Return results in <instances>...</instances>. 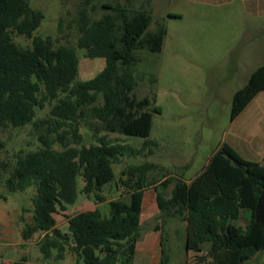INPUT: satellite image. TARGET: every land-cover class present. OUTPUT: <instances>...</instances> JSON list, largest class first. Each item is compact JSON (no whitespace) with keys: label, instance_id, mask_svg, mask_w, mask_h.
Returning a JSON list of instances; mask_svg holds the SVG:
<instances>
[{"label":"trees","instance_id":"trees-1","mask_svg":"<svg viewBox=\"0 0 264 264\" xmlns=\"http://www.w3.org/2000/svg\"><path fill=\"white\" fill-rule=\"evenodd\" d=\"M100 7L113 15L91 21L88 13L96 6L82 1L75 47H71L33 36L43 14L33 10L29 0H0V128L31 124L39 143L38 149L16 155L4 186L11 194L34 188L32 222L23 227L21 238L26 241L42 233L38 250L43 259L49 260L55 252L54 259L63 260L69 247L82 264H132L140 236L143 192L151 185L146 173L153 165L122 169L118 183L128 201H110L108 216L98 209L76 213L67 218L65 232L55 227L54 219L58 210L75 203L77 178L83 181L84 195L101 200L98 192L114 178L112 166L122 157L140 153L111 142L106 135L84 146L81 120L98 121L96 134L118 131L147 138L150 132L149 101L131 95L136 86L131 67L135 51L161 50L165 29L159 25L147 32L152 19L148 10L109 3ZM61 29L59 22L58 32ZM12 35L31 39V47L16 45ZM76 49L83 50L86 58L104 59V68L94 78L75 81ZM261 91L264 65L232 95L230 122ZM45 104H51L47 116L34 121L35 110H43ZM86 126H91L89 121ZM55 143L62 149L55 150ZM170 182L164 178L157 186L164 191ZM154 190L161 222L154 227L159 233L158 264L169 261L163 226L171 218L186 223V264H245L264 250V165L245 160L227 143L213 152L195 178L175 181L168 198L155 186ZM244 211L248 217L241 227L236 223ZM10 264H27V259Z\"/></svg>","mask_w":264,"mask_h":264},{"label":"rangeland","instance_id":"rangeland-1","mask_svg":"<svg viewBox=\"0 0 264 264\" xmlns=\"http://www.w3.org/2000/svg\"><path fill=\"white\" fill-rule=\"evenodd\" d=\"M82 1L29 0V6L43 14L33 36L48 37L57 45L75 47L76 22ZM103 3L128 10H148L152 19L147 32L156 31L159 25L165 29L161 50L135 51L136 61L131 67L136 80L131 95L137 100L149 101L150 132L147 138L127 136L118 131L96 134L98 121L81 120L79 131L84 146L106 135L111 142L140 150V153L122 157L112 166L114 178L98 192L101 200L93 194L84 195L83 181L77 178L76 201L54 214L55 227L67 231V218L82 211L98 209L103 216H108L110 201H128L126 191L118 183L122 169L151 164L153 168L146 173L151 185L143 192L140 236L132 264H158L159 233L154 227L161 222L154 186L162 191L157 185L164 178H170V184L162 191L168 198L175 181L195 178L222 143L233 144L237 150L245 147V114L230 122L231 98L246 83L251 72L264 65V0H149L148 5L147 0H90V5L96 6L88 13L91 21L113 15L100 7ZM12 39L22 48L31 47V39L18 35H12ZM76 55V82L94 78L105 66L104 59L86 58L83 50L76 49ZM50 107L51 104H45L43 110L36 109L34 121L46 117ZM155 107L160 112L153 111ZM88 121L91 126H86ZM38 147L31 124L0 128V220L14 231L7 236L0 234V249L13 253L15 259L22 249L30 264H82L69 247L63 253V260L54 259L55 252L49 260L43 259L38 250V242L43 237L40 232L17 244V229L32 222L35 191L28 188L11 194L4 181L15 165L16 155ZM53 148L62 149L56 143ZM242 216L236 223L241 227L246 223L248 212L244 211ZM163 227L168 237L169 254H183L186 259L183 223L170 219ZM245 264H264V250Z\"/></svg>","mask_w":264,"mask_h":264},{"label":"crops","instance_id":"crops-1","mask_svg":"<svg viewBox=\"0 0 264 264\" xmlns=\"http://www.w3.org/2000/svg\"><path fill=\"white\" fill-rule=\"evenodd\" d=\"M243 114H245L244 120L247 129V135L245 137V142H244L245 147L243 146L239 148L240 150H237V148L233 146V144H228V145H230L245 160L258 162L264 165V91L259 92L232 122H235L237 119H240L241 116H243ZM171 220H177L178 222L183 223V233H184L183 238L185 242L186 223L178 219L171 218ZM21 231L22 228L17 229V235H18L17 244H21V239H22ZM12 232L14 231L8 227V224L0 220V234L7 236ZM4 250L6 249H0V264H10L22 258H26L27 264H30L27 256L25 255L22 249H20L21 253L18 256L19 258L17 259L12 258L13 253H5L3 252ZM7 250H15V249H7ZM170 253L171 254H169V261L167 264H186L183 254L182 256H179L178 253H173V252ZM159 255H160V250H159Z\"/></svg>","mask_w":264,"mask_h":264}]
</instances>
